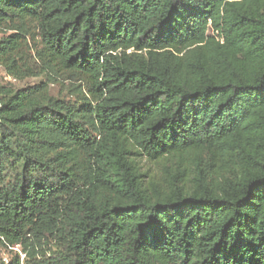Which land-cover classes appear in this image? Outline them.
<instances>
[{
    "label": "trees",
    "instance_id": "obj_1",
    "mask_svg": "<svg viewBox=\"0 0 264 264\" xmlns=\"http://www.w3.org/2000/svg\"><path fill=\"white\" fill-rule=\"evenodd\" d=\"M0 66L11 264H264V0H0Z\"/></svg>",
    "mask_w": 264,
    "mask_h": 264
},
{
    "label": "rangeland",
    "instance_id": "obj_2",
    "mask_svg": "<svg viewBox=\"0 0 264 264\" xmlns=\"http://www.w3.org/2000/svg\"><path fill=\"white\" fill-rule=\"evenodd\" d=\"M38 80L39 79L37 78H24L20 81L14 80L7 76L4 69L0 66V85H7L8 83L10 85L9 87H22L24 85L34 84ZM49 88L51 93L55 95L60 87L55 84H51ZM16 254L22 256L19 248L7 247L6 245L0 243V264H11Z\"/></svg>",
    "mask_w": 264,
    "mask_h": 264
}]
</instances>
